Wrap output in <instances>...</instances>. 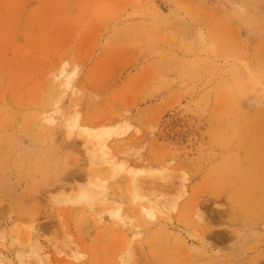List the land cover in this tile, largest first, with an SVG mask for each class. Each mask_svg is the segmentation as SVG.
<instances>
[{
  "label": "rangeland",
  "instance_id": "1",
  "mask_svg": "<svg viewBox=\"0 0 264 264\" xmlns=\"http://www.w3.org/2000/svg\"><path fill=\"white\" fill-rule=\"evenodd\" d=\"M69 113L123 132L121 173ZM0 237V264H264V0H0Z\"/></svg>",
  "mask_w": 264,
  "mask_h": 264
},
{
  "label": "bare ground",
  "instance_id": "2",
  "mask_svg": "<svg viewBox=\"0 0 264 264\" xmlns=\"http://www.w3.org/2000/svg\"><path fill=\"white\" fill-rule=\"evenodd\" d=\"M75 77H76V71H69L67 68H62L58 74H55L54 82L60 88L62 93H66L70 89H73ZM59 96L61 97V94ZM56 97L58 96L56 95ZM55 121L56 119L54 117L46 118L45 122L48 129L53 128V126L55 125ZM63 121L64 122L66 121V128L68 130L67 133L70 138L77 136L80 140L87 141L92 145L93 147L92 160L94 164L101 166L108 165L110 172L114 173V175L121 173L124 166L122 164L119 165L115 164L114 161L110 158L109 154L107 153L108 152L107 143L113 135H117V136L122 135L123 132L113 131L110 128H101V129L83 128V126L79 124V115L72 116L71 113L66 114L63 118ZM33 122H35V120ZM144 172L145 171L143 170H137V171L130 170V173L132 174L133 184L135 185V190L133 194V201L135 203H138L140 197L135 183L136 181H138L137 180L138 177L142 175ZM81 199L87 200L88 194L82 192ZM158 212L164 213V211L161 210L157 202H152L151 206L149 207L141 206L140 217L143 216V218L154 220L158 217L157 215ZM108 215H109L108 218L114 221L122 218L119 209L109 210ZM102 218H103V214H101V219ZM31 227L33 228V226ZM138 235L139 234L137 233L133 234V238ZM0 239L4 240V237H0ZM10 247L14 248L13 245H11ZM30 252L31 255L41 256L40 251L37 247L32 248ZM16 255L19 260V264H31L28 261L29 257L24 255L22 252H18ZM132 259H133V251L132 248H130L127 255L122 258V264H129ZM39 263H42V261L40 260Z\"/></svg>",
  "mask_w": 264,
  "mask_h": 264
}]
</instances>
